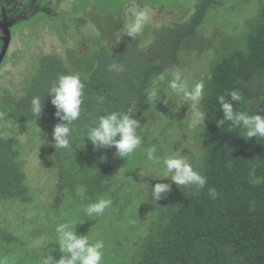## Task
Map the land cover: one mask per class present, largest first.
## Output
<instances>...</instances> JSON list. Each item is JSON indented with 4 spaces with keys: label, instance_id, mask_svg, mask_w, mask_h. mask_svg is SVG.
Here are the masks:
<instances>
[{
    "label": "trees",
    "instance_id": "1",
    "mask_svg": "<svg viewBox=\"0 0 264 264\" xmlns=\"http://www.w3.org/2000/svg\"><path fill=\"white\" fill-rule=\"evenodd\" d=\"M258 2L259 17L247 28L244 47L229 48L223 43L208 75L201 79L205 82L204 98L196 109L206 117L199 133V172L207 177V185L197 191L171 181L170 192L158 201L151 196V186L155 184L139 179L138 172L125 168L114 147L94 150L87 138L83 143L84 131L106 111L127 112L140 125L146 121L145 111L157 110L160 123L173 119L174 111L164 106L156 109L146 100V91L161 73L180 65L182 48L204 50L208 46L198 29L208 8L222 3L198 0L191 4L193 12L188 20L162 22L153 27V39L145 47L140 46V35L132 39L125 34L115 52L109 51L98 38L81 34V26L75 24L74 18L66 20L73 27V32L67 34L77 36V44L82 39L79 54L95 63L87 76L81 75L85 95L80 119L73 125L75 139L71 149L58 150L53 147L52 136L49 140L48 152L56 178L52 183L51 222L45 224L42 242L32 244L34 238L18 234L0 212V257L6 256L10 261L18 257V264H38L36 251L55 247L54 228L58 223L72 219L77 223V233L85 234L78 225L79 211L126 179L146 185L144 202L152 207L154 220L152 230L134 250L124 252L131 255L126 264H264V138L246 139L242 137L244 130L231 128L230 122L217 124L223 119L218 97L228 98L227 93L235 89L243 96L242 102L234 103L236 110L264 115V0ZM163 11L154 9L151 15ZM113 63L122 65L124 71H110ZM71 72L57 55L41 56L36 70L24 78L26 86L21 96L0 112V206L4 202L13 205L14 201H33L35 196L29 195L23 157L27 145L19 136L27 125L61 122L54 117L55 108L47 90L59 75ZM36 95L44 97L38 118L32 115L30 104ZM208 188L216 189L215 199ZM40 202L43 207V200ZM134 211L130 213L132 223L135 220L132 227L138 228L140 213ZM31 251L38 258L30 256ZM58 252L57 248L53 254L57 257Z\"/></svg>",
    "mask_w": 264,
    "mask_h": 264
},
{
    "label": "rangeland",
    "instance_id": "2",
    "mask_svg": "<svg viewBox=\"0 0 264 264\" xmlns=\"http://www.w3.org/2000/svg\"><path fill=\"white\" fill-rule=\"evenodd\" d=\"M14 1L10 0L12 3ZM28 1L21 0L23 6ZM41 1L45 3L42 10H48V12L39 10L38 6L42 3ZM55 1L58 0H39L38 6H29L30 10L37 12V15L31 17V21H22L13 29L11 46L0 65V112H4L12 101L21 96L26 86L24 78L36 70L38 59L43 55H57L71 71L78 72L82 76H87L92 71L94 61L85 59L79 54L78 45L82 39L77 44V36L67 34L73 32V27L68 25L66 20L74 18L75 24L81 26V34L98 38L106 47L108 40L110 51H116L120 47L119 43L122 42L119 35L122 29H125L124 26L132 19V15L125 14V11L119 12V8L113 7L119 5L118 0H64L57 5L61 16L65 18V22H62L63 19H56L58 12L55 9ZM142 1L151 8H157L160 5L158 0V2L156 0ZM168 1L164 0L163 2L164 11L162 14L151 15L152 24L148 23L141 33L146 36L141 35L143 38L140 46L145 47L151 40L150 31L155 22L158 26L162 25V22L172 24L182 22L192 9L191 4L196 0ZM217 1L222 4L208 8L204 23L198 30V34L208 42V46L204 50H197L194 47L182 48L179 52L180 65H176L164 73L170 74L179 69L191 85L208 75L219 47H222L223 43L229 48L231 45L237 48L244 47L245 32L251 23L259 17L258 0ZM136 4L137 2L128 4L125 9L133 10ZM16 12L27 13L28 11L19 9ZM32 20H37L36 24ZM111 20L114 21L110 22ZM64 24L66 27L63 26ZM112 24L113 26H110ZM34 27H36L35 30ZM113 34L115 42L110 40ZM168 79H170V75L162 82L155 78L147 91L149 92L153 87L158 90L162 105L174 111L173 119L160 123L157 110L145 111V115H143L146 121L141 123V128L138 129V134L143 137V144L133 155L123 158L125 168L135 170L139 174V179H147L151 185L169 183L171 179L163 178L162 166L157 168L147 160L145 149L150 146L156 147L158 157L172 153L188 156L198 171L202 161L199 133L203 123L197 124L194 128L188 127L190 121L197 118L199 111L190 104H183L181 98L171 92L168 88ZM2 120L0 119V127H3ZM31 125L23 127L22 132H25H21L19 137L26 141L27 148H25L23 157L26 162L27 185L29 186V195L35 197L29 204L14 201L16 203L9 205L4 202L0 206V212L7 222L13 224L14 231L18 234L25 233L31 239L34 238L31 241L32 244H40L43 240L45 224L51 222L54 196L52 183L56 178V172L52 167V156L48 152V146L55 125L53 123L47 125L33 123ZM142 173L150 174L153 177H142ZM142 183L124 179L120 181L116 189L98 197L97 199L111 198L112 200L110 208L106 209L102 216L87 217L82 211H79L77 215V219L80 221L79 227L92 241L100 239L105 242L103 264H126L131 255L124 252L134 250L135 245L154 226L151 217L152 207L146 203V200L144 202L147 192L146 185H140ZM40 200L44 202L43 207H40ZM132 211L140 213L137 220V222L139 221L138 228L132 227V224L135 223V220L132 223L130 214ZM50 231L53 230L50 229ZM40 250L41 248L36 252H40ZM33 252H30V256L38 258V254ZM58 253L60 256V252ZM17 258L10 261L11 264H18Z\"/></svg>",
    "mask_w": 264,
    "mask_h": 264
},
{
    "label": "clouds",
    "instance_id": "3",
    "mask_svg": "<svg viewBox=\"0 0 264 264\" xmlns=\"http://www.w3.org/2000/svg\"><path fill=\"white\" fill-rule=\"evenodd\" d=\"M152 9L136 4L132 11V19L125 25V34L132 39L140 35L151 19ZM110 71L123 72L124 67L113 63L109 66ZM168 79V88L176 96L180 97L183 104L187 103L193 107L199 106L204 98L205 82L198 80L189 84L184 74L179 70L169 73H161L158 81ZM211 79V76L208 77ZM85 83L78 72L61 74L53 80L48 87L47 96L54 106V117L61 122L57 123L52 132L53 147L58 149H71L75 134L73 125L80 119L82 104L84 103ZM225 95L218 97L223 119L217 121L218 126L230 122L231 128L243 129L244 138H264V115L249 114L246 111H238L234 103L242 102L243 96L239 89L231 90ZM150 103L162 102L158 90L153 87L147 94ZM31 113L39 117L44 108V97L39 95L31 99ZM206 115L203 111L197 113V118L190 121L188 127L194 128L203 123ZM204 124V123H203ZM141 128L140 121L123 111H106L97 120L89 124L84 131L85 138L91 142L93 149H104L114 147L116 155L127 158L133 155L143 144V137L138 134ZM45 142V141H44ZM147 160L157 168H163V178H170L177 186L195 188L197 191L204 189L207 185V177L202 175L190 162V160L177 153L158 157L156 147L150 146L145 149ZM142 177L152 176L142 173ZM153 177V176H152ZM171 190L169 183H156L151 186V196L154 201L163 198ZM208 193L215 199L217 192L215 188H208ZM112 204L111 198H99L95 202H89L81 209L87 217L102 216L106 209ZM77 223L72 219L58 223L54 228L55 247L52 250L41 249L38 264H103L105 258V242L97 239L92 241L86 234H78ZM58 248L59 258L53 253ZM0 264H11L8 257H0Z\"/></svg>",
    "mask_w": 264,
    "mask_h": 264
},
{
    "label": "flooded vegetation",
    "instance_id": "4",
    "mask_svg": "<svg viewBox=\"0 0 264 264\" xmlns=\"http://www.w3.org/2000/svg\"><path fill=\"white\" fill-rule=\"evenodd\" d=\"M38 1L39 0H29L28 2H27V4L25 3V5L24 6H27V7H24L23 6V2H21V0H15L13 3L12 2H10V0H0V52H1V49H2V46H3V44H2V38H3V36H4V31H3V29L5 28V32H6V34H5V36H4V39L6 40V38H7V33H8V43H7V48H6V51H5V53H4V56H3V58H2V60H1V62L5 59V57H6V53H7V51L9 50V48H10V46H11V41H12V35H13V29L17 26V25H20L21 24V22L22 21H26V22H28V21H31V17H34L35 15H37V12H35V11H33V10H30V8H29V6H32V7H35V6H38ZM64 0H58V1H55V3H56V5H55V9H56V12H58V13H56V19L57 18H60V19H63L62 20V22H65V18L64 17H62L61 16V14H60V9H58V7H57V5H59V4H61L62 2H63ZM157 1V0H156ZM158 1H160V5H158L159 7H157V8H151V7H149V8H151L152 9V11L154 10V9H160V8H163V10H164V5H163V2H164V0H158ZM157 1V2H158ZM198 0H196L193 4H195L196 2H197ZM16 2V3H15ZM42 2V1H41ZM134 2H137V3H139L141 6H146L147 7V5L142 1V0H118V3H119V5L118 6H113L114 8H119V12L120 11H125V14H128V15H132V11L133 10H126L125 9V6L126 5H128V4H132V3H134ZM165 2H169L168 0H165ZM10 3H12V4H10ZM162 3V4H161ZM34 4V5H33ZM43 5V6H42ZM44 6H45V3L44 2H42L41 4H39V6H38V8L40 7V11H43V12H48V10H42L43 8H44ZM19 9H24L25 11H28L27 13H20V12H16V11H18ZM193 12V9H191L190 10V13H188V16L186 17L185 16V18H184V20H183V22L184 21H186V20H188L189 19V17H190V15H191V13ZM20 13V14H19ZM158 14V13H157ZM151 20V19H150ZM32 21H34V24H36V22H37V20L35 21V20H32ZM112 21H114V20H111L110 22H112ZM58 24H60V23H58ZM125 24V23H124ZM149 24H152V21H149ZM115 25H117V24H115ZM64 27H65V24L63 25ZM110 26H113V24L112 25H110ZM125 27V26H124ZM153 27H159L158 25H157V23L155 22L154 24H153ZM152 27V28H153ZM36 29V27H34V30ZM199 30V29H198ZM122 34V35H121ZM121 34L119 35V38H121V39H123L124 37H125V33H124V29H122V31H121ZM144 37V36H146V34H140V37H142V36ZM142 37V38H143ZM118 38V39H119ZM150 38H151V40L149 41V43L152 41V39H153V34H152V29H151V31H150ZM110 40H113L112 42H115L114 40H115V36H114V34H113V37L110 39ZM109 41L107 40V48H108V50L110 51V49H109V43H108ZM110 43H111V41H110ZM121 43V42H120ZM119 43V44H120ZM148 43V44H149ZM147 44V45H148ZM115 47V46H114ZM120 48V47H119ZM119 48H117V50L116 51H118V49ZM114 50V49H113ZM111 52H115V51H111ZM92 60V59H91ZM0 65H1V63H0ZM73 72V71H72ZM147 94H148V91H146V97H147ZM152 105H155V104H157L156 105V109H158L160 106H164V107H167V106H165V105H162V103L161 102H157V103H151ZM168 108V107H167ZM171 109V108H170ZM172 110V109H171ZM159 112H161V111H159Z\"/></svg>",
    "mask_w": 264,
    "mask_h": 264
},
{
    "label": "water",
    "instance_id": "5",
    "mask_svg": "<svg viewBox=\"0 0 264 264\" xmlns=\"http://www.w3.org/2000/svg\"><path fill=\"white\" fill-rule=\"evenodd\" d=\"M3 31H4V33L6 34V32H5V28L3 29ZM5 34H4V36H5ZM4 36H3V38H2V44H3V46H2V49H1V52H0V63H1V60H2V58H3V56H4V53H5V51H6V48H7V43H8V33H7V38H6V40L4 39Z\"/></svg>",
    "mask_w": 264,
    "mask_h": 264
}]
</instances>
